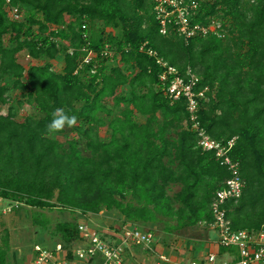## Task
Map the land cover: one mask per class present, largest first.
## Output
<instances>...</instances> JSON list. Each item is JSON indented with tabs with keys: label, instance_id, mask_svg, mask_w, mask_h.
<instances>
[{
	"label": "trees",
	"instance_id": "obj_1",
	"mask_svg": "<svg viewBox=\"0 0 264 264\" xmlns=\"http://www.w3.org/2000/svg\"><path fill=\"white\" fill-rule=\"evenodd\" d=\"M10 1L0 0V104L12 103L11 90L23 91L37 113L23 121L12 106L0 113L1 197L84 216L117 211L124 217L120 230L128 221L155 222L159 214L174 217L176 230L214 224L211 205L231 175L214 152L199 147L186 98L169 99L159 82L162 69L140 51L144 46L182 75L191 69L199 91L208 88L199 123L217 141L236 139L231 156L245 182L241 198L226 204L232 229L264 228V0H196L193 22H216L227 34L187 42L174 31L160 33L151 0ZM9 6L22 18L13 19ZM106 46L113 60L103 55ZM84 48L97 54L89 65ZM24 51L47 63L25 66L19 62ZM59 56L56 72L51 61ZM108 100L120 114L107 122L100 115L113 114ZM56 107L77 117L69 129L89 154L76 140L65 145L46 133ZM102 127L109 129L108 142L100 138ZM171 186H182L174 200ZM125 193L135 204L124 202ZM56 231L67 244L80 239L72 223L61 222ZM5 257L1 251L0 264Z\"/></svg>",
	"mask_w": 264,
	"mask_h": 264
},
{
	"label": "built area",
	"instance_id": "obj_2",
	"mask_svg": "<svg viewBox=\"0 0 264 264\" xmlns=\"http://www.w3.org/2000/svg\"><path fill=\"white\" fill-rule=\"evenodd\" d=\"M154 3L156 19L160 24V33L167 36L174 31L186 42L197 37H207L214 34L224 38L225 34L219 29L216 22L208 26L194 23L193 17L198 8L196 0H151ZM11 1L8 0V4ZM10 16L18 20L21 17L19 8L9 6ZM83 28H86L85 26ZM221 32V33H220ZM87 34H85V37ZM84 64H91L96 60L97 54L87 48ZM141 52L154 57L162 69L159 75V82L166 88V95L172 101H177L182 97L187 100V111L190 115V125L192 130L197 133L198 145L203 152H214L217 160L222 167H225L231 175L227 185L220 189L211 205L214 215V224L211 225L213 232L218 237V246L228 249L226 251L232 258V250L235 249L237 257L234 260L222 264H264V228L258 233L249 231H235L232 229L231 221L228 218L226 204L230 201H237L241 198L245 185L240 164L232 156L235 147V140L221 142L209 136L204 128L201 127L198 119L199 102L206 99L208 88L199 91V78L189 69L184 75L168 62L164 61L152 49L145 50L143 46ZM105 57L113 60L114 52L106 46L103 50ZM24 207L20 202L12 201L0 196V218ZM80 240L83 247L76 252H66L64 249L55 247L36 246L34 264H93L94 261L101 259L97 264H126V250L131 247H139L144 250H151L154 243V234L136 226H124L120 233L115 232L112 239L108 242L98 232L90 229L87 224H82L78 228ZM234 251V252H235ZM70 255L72 257H70ZM219 255L211 253L201 261H192L188 264H220ZM85 262V263H84ZM160 264H172L162 262Z\"/></svg>",
	"mask_w": 264,
	"mask_h": 264
},
{
	"label": "rangeland",
	"instance_id": "obj_3",
	"mask_svg": "<svg viewBox=\"0 0 264 264\" xmlns=\"http://www.w3.org/2000/svg\"><path fill=\"white\" fill-rule=\"evenodd\" d=\"M21 18L22 16L20 19ZM220 24L222 25L221 22ZM219 30L222 31V29ZM224 34L226 37V29ZM19 62L28 67L31 64L44 65L47 63V59L34 61L29 58L28 52L24 51L19 56ZM51 63L54 64V70L56 72L61 71L63 65L61 56L51 61ZM117 63L118 62H114L113 64L115 65ZM2 84L10 89L12 88V80L10 78H5ZM124 90L128 91V88ZM9 95L12 103L8 106H2L0 104V113L7 114L8 109L12 106L16 110L17 119L19 121H23L24 118L33 116V114L37 113L35 109L27 103L25 92L11 90ZM106 105L113 114L109 116L106 113H101L100 116L108 122L109 119L118 116L120 112L118 109H114V104L111 100H108ZM136 118L139 123L145 122L143 117L136 116ZM99 135L103 141L108 142L110 139V132L107 127H102L99 130ZM54 138L65 145L70 141L76 140L79 142V150L86 155L89 154L88 151H85L84 140L69 128H65L63 133L55 134ZM181 190L182 186H171L168 190V196L174 200ZM124 195L125 203L135 204L136 201L130 193H125ZM116 198L118 200L121 199L118 195ZM174 209H179V204L174 203ZM122 219H124L123 215L117 211L107 212L102 210L100 214L90 213L84 216L78 212L72 213L62 209L39 210L26 206L10 215L0 218V252H5L6 264H34L35 248L37 245H44L49 248H62L66 252H76L83 247V242H81L80 239L71 244H67L62 239L61 235L56 234V228L61 222L72 223L78 226V228L82 224H87L90 229L98 232L100 236L110 242L109 238H111L116 231L120 230ZM44 221H46L45 224ZM127 223L123 226L141 227L143 230L150 231L154 234L152 251H143L145 255L140 253V259L136 262L132 261L133 264L172 263L171 257H180L181 255H183L181 256L182 258L187 256L190 259L193 257L194 253L199 254L203 253V251L207 252L203 245L206 244L207 247L212 243H217L216 245H218L217 238H213L214 232L211 225L206 223H200L194 227H186L184 230H176L178 226L177 220L174 217H167L161 214L157 216V221L152 223L143 224L133 221H128ZM44 225L47 227H44ZM132 263L129 261L126 262V264Z\"/></svg>",
	"mask_w": 264,
	"mask_h": 264
},
{
	"label": "crops",
	"instance_id": "obj_4",
	"mask_svg": "<svg viewBox=\"0 0 264 264\" xmlns=\"http://www.w3.org/2000/svg\"><path fill=\"white\" fill-rule=\"evenodd\" d=\"M92 221V220H91ZM88 222V221H87ZM121 231V230H120ZM120 231H116V232H120ZM214 234V237L213 238H217L218 239V237L216 236V233H213ZM106 238V237H105ZM109 240L111 241V240H113L114 242H116L117 240L116 239H114V237H113V239H112V236H111V238H109ZM116 243H118V242H116ZM217 244V243H216ZM216 244H210V245H208V247L206 246V244L205 245H203L204 246V248H205V250H207V252H205V251H203V253H197V254H193V257L192 258H188L187 256H185L184 258H182L181 256H183V255H181L180 257L179 256H174V257H171V262L173 263V264H188V263H190V262H192L193 260H196V261H201V260H203L207 255H209V254H211V253H217L218 255H219V263L220 264H222V263H224V262H228V261H230V260H234L236 257H237V252H234V251H232V258H231V256L229 255V253H227L226 251L224 252V253H222L221 251V248L218 246V245H216ZM44 246V245H43ZM55 247H53V249H54ZM197 250V249H196ZM142 251V252H141ZM143 251H148V250H144V249H142V248H139V247H131L130 249H127L126 250V253L127 254H125V259H126V262H131L132 263V261H134V262H136V261H138L139 259H140V253H143L144 255H145V253L143 252ZM195 258V259H194ZM97 261H98V263H100L101 262V259H98V260H96V261H94L93 262V264H97ZM190 261V262H189ZM133 264V263H132Z\"/></svg>",
	"mask_w": 264,
	"mask_h": 264
},
{
	"label": "clouds",
	"instance_id": "obj_5",
	"mask_svg": "<svg viewBox=\"0 0 264 264\" xmlns=\"http://www.w3.org/2000/svg\"><path fill=\"white\" fill-rule=\"evenodd\" d=\"M77 124V117L70 115L63 107L53 109L51 119L45 126L46 133L53 135L62 132L65 128H72Z\"/></svg>",
	"mask_w": 264,
	"mask_h": 264
}]
</instances>
